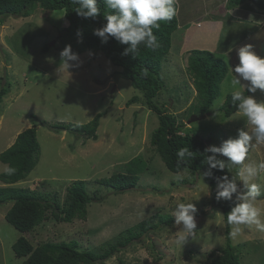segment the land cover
I'll use <instances>...</instances> for the list:
<instances>
[{"label": "rangeland", "instance_id": "obj_1", "mask_svg": "<svg viewBox=\"0 0 264 264\" xmlns=\"http://www.w3.org/2000/svg\"><path fill=\"white\" fill-rule=\"evenodd\" d=\"M232 1L176 0L179 25L162 63L164 87L154 98L169 112L180 115L186 110L183 132L211 134L209 146L237 136L245 121L238 110L230 116L218 110L232 92L229 71L210 111L203 115L189 111L198 99L187 70L188 53L210 50L229 67L239 63L237 50L246 44L264 56V12L255 9L251 1L238 5ZM66 25L62 11L40 7L28 17L7 15L0 23V89L10 83V91L0 103V153L19 132L37 123L39 161L27 177L14 185L56 194L64 203L68 186L80 179L103 198L88 204L86 220L59 222L51 218L28 232L19 231L6 220L12 201L0 204V264H22L25 257H18L13 251V244L21 235L34 246L47 241L76 240L79 249L98 252L142 221L159 224V215L172 216L179 202H193L200 211L196 216L197 229L184 243L179 240L181 226L174 222L160 225L96 264H207L211 253H220L227 242L225 213L221 204L214 203L207 177L186 168L179 172L169 170L150 142L159 119L144 103L143 93L123 78L118 73L121 67L102 52H77L81 44L70 42L72 39L64 31ZM69 44L80 59L69 62L67 67L60 53ZM249 95L264 100V92L259 90ZM133 96H138L139 101L128 105ZM98 113L103 115L97 140L50 127L54 123L86 124ZM193 115L198 119L189 123ZM137 155L142 156L148 168L136 188L115 193L96 181L125 171L127 162ZM261 161L264 143H254L244 163ZM5 167L7 164L0 161V173ZM239 167H233L230 178ZM261 181L264 173L253 182ZM237 183L243 187L238 178ZM208 186L210 195L205 194ZM222 202L231 209L234 200ZM256 204L264 213V198ZM232 227L231 242L241 263L264 264V232L242 225L241 233L233 237Z\"/></svg>", "mask_w": 264, "mask_h": 264}, {"label": "trees", "instance_id": "obj_2", "mask_svg": "<svg viewBox=\"0 0 264 264\" xmlns=\"http://www.w3.org/2000/svg\"><path fill=\"white\" fill-rule=\"evenodd\" d=\"M245 1H251L255 9L264 12V0H233L236 5ZM176 15L170 21H161L159 28H154L157 37L158 47L155 50L140 47L139 54L123 55L127 45H121L115 39H110L107 43H102L101 38L94 34V30L102 27L106 20L105 13L110 11L99 0L101 15L95 19L83 18L77 15L74 8L76 5L72 0H0V23H3L5 16L18 15L28 17L32 15L38 7L43 10L62 11L67 25L64 28L66 36L71 38L70 42L81 44L77 52L84 49L90 51H100L115 65L120 66L118 72L125 79L131 81L133 87L143 93L144 103L157 113L159 125L151 133L150 142L157 154L162 158L169 170L179 172L182 169H189L192 173L205 172L208 166L204 161V149L212 142V135L203 136L199 133L183 132L185 127L184 115L167 111L166 108L158 105L154 98L164 87L162 78L163 61L171 50L172 35L178 28L177 17L178 5L174 0ZM82 33V37L77 36V32ZM73 42V43H74ZM188 72L193 78V83L197 91L198 102L190 106L189 111H196L203 115L210 111V108L217 97L219 86L226 77L229 66L227 62L216 56L210 50H192L188 53ZM10 91V83L6 82L0 89V103L3 97ZM249 94V93H245ZM139 101L138 96H133L127 104ZM226 116H230L237 111L231 101V93L227 95L224 103L218 107ZM190 113V112H189ZM103 113H98L95 118L86 124L76 123H54L50 127L55 131H68L86 139H98V127L100 117ZM35 117V115H32ZM40 123H44L40 121ZM188 147L196 156L186 163L178 162L177 152L180 148ZM41 146L37 135V123L16 135L14 142L0 153V161L14 168L12 174L5 171L0 173V204L12 201V205L5 214L6 220L21 232L33 230L45 220L54 219L59 222H72L75 218L86 220L88 216V204L91 201L101 200L103 196L99 191H90L86 180H75L68 186L64 203H60L56 194L43 193L29 187H17L14 184L21 181L33 170L39 161ZM211 155V153H208ZM148 168V164L141 155H137L127 162L125 171L113 173L109 177L96 180L100 185L109 187L115 193L125 192L138 186L141 174ZM214 176L207 177L211 186L213 201L221 204L225 213L227 226V242L224 248H220V253H211L207 264H242L239 254L235 251L230 237V225L227 223V213L231 210L227 204L217 201L215 198L217 181L215 176H222L227 172L213 169ZM229 177L231 174L228 173ZM202 211V210H201ZM200 215V211L196 216ZM159 224H153L150 220L142 221L127 229L115 242L108 243L98 252L92 250L79 249L76 240L70 242L47 241L34 246L31 241L21 235L13 244V251L18 257H25L22 264H96L104 261L128 246L132 241L140 238L144 233L160 225H171L174 217L171 215H159ZM1 245V241H0Z\"/></svg>", "mask_w": 264, "mask_h": 264}, {"label": "clouds", "instance_id": "obj_3", "mask_svg": "<svg viewBox=\"0 0 264 264\" xmlns=\"http://www.w3.org/2000/svg\"><path fill=\"white\" fill-rule=\"evenodd\" d=\"M72 3L76 5L74 10L77 15L83 18L95 19L102 13L99 0H72ZM103 4L110 11L103 14L106 23L95 29L94 34L101 38L102 43L115 39L121 45H127L123 55L137 56L141 46L155 50L158 42L154 28H159L161 21H170L176 15L174 0H103ZM77 36L82 37V33L78 31ZM237 55L239 63L229 67L231 101L245 124L238 129L237 136L225 139L220 145L207 146L203 161L208 166L204 177L214 176L213 169L221 172L227 169L224 175L215 176V198L218 202L234 200L226 216L228 225L233 226V237L241 233L242 225L255 226L256 230L264 232V213L256 204L259 198H264V181L253 182L264 173V161L244 163L254 143H264V100L245 94H255L257 90L264 92V56L257 54L251 44L240 47ZM60 56L67 67L69 62L80 59L71 44L61 51ZM195 156L196 153L188 147L180 148L177 152L178 162L186 163ZM234 166L240 167L230 178L228 173L232 172ZM4 171L12 174L15 169L5 167ZM237 178L242 182V188ZM205 194L210 195L209 186ZM197 212L193 202H179L172 210L174 224L181 226L179 240L182 243L197 229Z\"/></svg>", "mask_w": 264, "mask_h": 264}, {"label": "water", "instance_id": "obj_4", "mask_svg": "<svg viewBox=\"0 0 264 264\" xmlns=\"http://www.w3.org/2000/svg\"><path fill=\"white\" fill-rule=\"evenodd\" d=\"M198 119V116H196V115H193V116H191L190 118H189V123L190 122H193V121H195V120H197Z\"/></svg>", "mask_w": 264, "mask_h": 264}, {"label": "crops", "instance_id": "obj_5", "mask_svg": "<svg viewBox=\"0 0 264 264\" xmlns=\"http://www.w3.org/2000/svg\"><path fill=\"white\" fill-rule=\"evenodd\" d=\"M179 8V7H178ZM177 13H178V11H177Z\"/></svg>", "mask_w": 264, "mask_h": 264}]
</instances>
